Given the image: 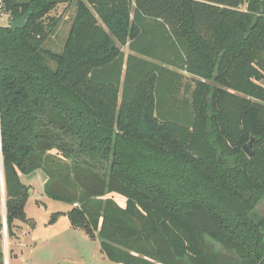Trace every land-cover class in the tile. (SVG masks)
<instances>
[{
  "label": "trees",
  "instance_id": "16d2710c",
  "mask_svg": "<svg viewBox=\"0 0 264 264\" xmlns=\"http://www.w3.org/2000/svg\"><path fill=\"white\" fill-rule=\"evenodd\" d=\"M59 2L1 0L7 237L41 171L113 264H264V0H76L56 53Z\"/></svg>",
  "mask_w": 264,
  "mask_h": 264
},
{
  "label": "rangeland",
  "instance_id": "374dc122",
  "mask_svg": "<svg viewBox=\"0 0 264 264\" xmlns=\"http://www.w3.org/2000/svg\"><path fill=\"white\" fill-rule=\"evenodd\" d=\"M56 9L50 13L57 23L55 33L49 38L46 47L61 53L72 23L76 0H59ZM242 10L244 9L241 8ZM11 18L4 11L0 12V26H8ZM123 54H128L127 47L121 48ZM172 69V68H169ZM183 84L192 86L193 77L180 72ZM159 99V94H156ZM54 154V153H53ZM20 181L28 188V198L24 207L30 223H20L23 229L16 228L18 239L5 241L0 234V253L8 264H112L100 252L98 239L90 240L82 231L71 228L67 212L72 208L61 201L49 199L44 194L46 175L41 171L29 175L19 174ZM3 196V194H2ZM4 197V196H3ZM119 206L123 207L125 199L118 195H109ZM55 213L61 215L50 223ZM259 216L264 214V200L256 207ZM32 224L33 226H30ZM4 263V264H5Z\"/></svg>",
  "mask_w": 264,
  "mask_h": 264
},
{
  "label": "water",
  "instance_id": "95a60500",
  "mask_svg": "<svg viewBox=\"0 0 264 264\" xmlns=\"http://www.w3.org/2000/svg\"><path fill=\"white\" fill-rule=\"evenodd\" d=\"M29 17H30V14H25L20 19H16L12 23H10L9 27L14 30L24 29L27 26ZM243 151L248 158L252 157L253 155V141L252 140L243 147ZM0 186L3 192L2 176H0Z\"/></svg>",
  "mask_w": 264,
  "mask_h": 264
},
{
  "label": "crops",
  "instance_id": "0c3cea01",
  "mask_svg": "<svg viewBox=\"0 0 264 264\" xmlns=\"http://www.w3.org/2000/svg\"><path fill=\"white\" fill-rule=\"evenodd\" d=\"M127 47V46H126ZM124 48V47H123ZM127 51H128V54H124V65H123V71H122V76H123V74H124V71H125V67H126V59H127V57L129 56V55H134V53H132V52H130V50L128 49V47H127ZM2 194H3V196H2ZM124 207V206H123ZM0 217H1V222H2V220L3 219H5V194H4V191L2 192V190H1V192H0ZM20 223H16V227H17V229L18 230H20V232H21V235L23 234V229L21 228V226L19 225ZM1 234V233H0ZM3 235H4V237H5V241L6 242H8V237H7V235H6V232H5V234L3 233ZM18 237V239L17 240H15L16 242L19 240V238H20V235H18L17 236ZM4 263H5V261H4ZM5 264H8V262L7 263H5ZM113 264V263H112Z\"/></svg>",
  "mask_w": 264,
  "mask_h": 264
},
{
  "label": "built area",
  "instance_id": "2783aa9c",
  "mask_svg": "<svg viewBox=\"0 0 264 264\" xmlns=\"http://www.w3.org/2000/svg\"><path fill=\"white\" fill-rule=\"evenodd\" d=\"M1 6H2V4H1V0H0V9H1ZM2 227H3V233L5 234V232H6V223H5V219L2 220Z\"/></svg>",
  "mask_w": 264,
  "mask_h": 264
}]
</instances>
